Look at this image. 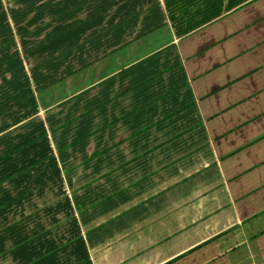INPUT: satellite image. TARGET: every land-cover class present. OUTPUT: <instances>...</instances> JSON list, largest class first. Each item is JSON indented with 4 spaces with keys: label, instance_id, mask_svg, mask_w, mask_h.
<instances>
[{
    "label": "crops",
    "instance_id": "0c3cea01",
    "mask_svg": "<svg viewBox=\"0 0 264 264\" xmlns=\"http://www.w3.org/2000/svg\"><path fill=\"white\" fill-rule=\"evenodd\" d=\"M0 264H264V0H0Z\"/></svg>",
    "mask_w": 264,
    "mask_h": 264
}]
</instances>
